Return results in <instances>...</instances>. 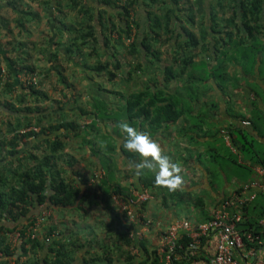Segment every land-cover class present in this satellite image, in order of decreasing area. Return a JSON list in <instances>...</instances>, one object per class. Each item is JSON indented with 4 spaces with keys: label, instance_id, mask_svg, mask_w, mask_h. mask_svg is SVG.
Listing matches in <instances>:
<instances>
[{
    "label": "crops",
    "instance_id": "1",
    "mask_svg": "<svg viewBox=\"0 0 264 264\" xmlns=\"http://www.w3.org/2000/svg\"><path fill=\"white\" fill-rule=\"evenodd\" d=\"M124 1L125 0H115L111 4H105L102 0H79V2L76 1L77 7L75 6L73 10H84L88 8L90 9L91 13L94 12V15H96L100 10H106L105 12L107 14L108 12L115 13L117 9H120V5L125 3ZM9 2V0L6 2V6L10 8L11 12L14 13L12 18H14V21L16 20V24L17 21L19 24L21 23L20 21L24 19L26 22V26H28V23H31L33 19L32 17L34 15H36L37 17V15L41 11V18H44L42 24L43 32L39 34L40 36L37 34L34 35V33L32 32V28L31 30H29L30 26H28L26 30V35L28 37L27 41H24L23 38L19 36V32V35L15 37L16 40H14V38L12 40L11 38L6 37V33V36H4V38H0V68L2 69V71H5L8 76L11 77V80H13L15 86L13 88V91L15 92L16 89H18L19 91H23L16 79V76L19 73L22 64H29L33 66L34 69L39 72L40 77L46 78L47 80L51 76H54L58 81H63L61 80V78H64L65 69H70L71 72H69L71 73V75L69 77H74L76 73L77 77L81 78V87L79 89L84 90V93L82 94L83 101L90 102V104L94 106L93 110L95 109L96 105H103V108L107 107V109H105L104 111L102 110V108L101 112L99 110L90 112V116L87 119L86 123L89 124V127H91L90 129L93 128V130L95 131L94 135H96L97 131H99L100 134L97 136L103 138V141L106 144L109 142L110 144L114 145V149L116 150V152L121 154L119 148L121 144L119 137L121 136L118 132H116L118 120L113 114V111H111V109L109 108L113 106L118 108V106H122L123 104H125L124 97H122V99L124 100L122 103L116 104V102H114L113 93H119V91L115 92L113 91V89H108L105 86L99 87L95 84L96 79L104 77L105 73L101 72L96 74L93 64H88L87 61L81 57V55H79L80 58H78V54L74 55L72 51L69 50L71 48L69 43H67L65 40L62 41L65 36L63 30L73 32L75 28V30L78 31L80 29L78 25L79 22L73 21L75 24L74 26L65 24V22L63 21L64 13L61 12V15L58 16L59 13L58 15H56V11L54 10L64 9V6H67V8L70 7V3L72 4V0L70 3L69 0H29V3L28 0H26V2L24 1L25 6L21 7L24 9H17L15 1L13 4H9ZM59 5H62V7L60 8ZM213 7L219 9V6L216 4V0H184L180 3H175L173 2V0H135L133 5V9H135V15L139 19L138 23L140 25L139 30H142L141 33L143 34L145 32L149 35V37H155L152 40L154 46L158 47L161 53L166 52L171 56L176 53V47H180L181 49L182 47L187 46L186 36L181 32V29L182 26L188 28L189 23H191L187 18L188 15L191 14L194 16V14L192 13V9H196V14L198 16H200L198 9H202L200 10V12L203 13L202 15L204 16H202V18H206L205 20L208 21L210 12ZM225 8H227V6ZM30 9H34V14H32ZM152 9H164L163 13L168 9H182L180 12H177V14H180L181 20L172 17L173 21L171 27L173 28V31L169 33V38H167L166 34H164V29L155 28L153 32L150 31V25L152 23L151 17H153V15L150 14L148 16V11ZM185 9H187V11H185ZM46 10H51L48 16ZM215 10L218 11L217 9ZM153 12L155 14H158L155 11ZM162 14L158 15L161 16ZM224 18L225 17H223L221 21L222 25L220 23L221 29L226 28L224 27L226 25ZM37 20L34 22V24H37ZM57 22L63 24L64 26L58 25ZM7 23V17L4 16L2 12H0V28L2 30V33L0 32L1 36L3 35V31L8 27ZM208 23L209 22L206 21L204 22V28L206 26L207 28H209ZM95 24H97L96 34L97 38H99L100 45L106 46L104 43L103 30V28L105 27H102V25L98 24L97 21H95ZM21 27H18L19 31ZM25 28L26 27H24V29ZM7 29L9 30V32L11 31V28ZM133 31L135 32V30ZM155 32H162V36H155ZM56 33L58 34L56 35ZM218 36L220 37L219 34ZM36 37L40 39L36 40ZM209 37V40H211L212 36ZM50 38H53V40L50 41ZM261 40L264 42L263 39ZM62 42H64V49H61L62 51L61 54L59 53V55L63 57L62 60H65L64 62H67V64L70 63V67L67 66V68H65L63 61L61 62L59 60L57 56L58 53H54L60 51V43ZM92 42L93 40L92 38H90L89 43ZM217 42L221 43L222 41L218 40ZM220 43L217 44V49L218 46L221 45ZM73 45L75 44L73 43ZM85 45L87 47H90V44H88L89 46L87 44ZM221 46V49H218V57L215 59L213 58V64L208 63L207 67L209 71H211L210 67L213 68L215 64H218L219 69L221 68V66L223 67L222 72L218 73V78L222 80L223 78H225V80L228 79L229 81H233L236 84L235 87H229L228 92L224 90L226 88L224 87V80L223 83H220L216 81V78L211 76V78H208L207 80H205V82H213L214 87L207 88L206 91H204L203 89V92L200 94L199 98L194 99L191 95L190 97L189 94L191 92L192 84L189 83L188 74L190 73L197 76L200 75L201 72V69L194 70L192 67L188 68V74L186 72V74H184L180 78L179 81H181V84L178 83L179 81L172 79L167 86H165L164 84L159 85L166 89L168 92L175 93L179 89V87L181 88L183 86V83L186 84V86L183 87L186 93L184 103L185 106H187L185 114L182 115L179 120L175 122H169L167 126L158 130L157 132H154L151 135L159 144L162 154L167 155L169 159L172 162L176 163L178 166L180 164L185 165L186 173H181L180 176L182 177V182L173 190H168L167 187L157 184H152L149 186H144L142 182H139L138 184V182L135 180L137 174L135 175L134 173H132L133 187H128L130 192H132L133 189H146L149 190L153 195V198L150 201L133 208L135 210H140L144 216L150 217L153 220V223L150 228L144 233L146 237L144 239L147 249L144 252V256L143 252H141L139 248L132 246L131 250L133 251L131 253H126L124 256V258L126 259L125 262L127 264H131L129 262V258H127L128 254L134 256V260H136L137 263L147 260V262H144L142 264H158V258L156 256H153L154 252L152 251L159 246L164 229L171 223H174L178 220H188L193 224V226H196L198 223L209 219L213 215L214 210L221 207L223 201L227 198H231L234 194L247 195L251 192H254L255 198L252 201L257 198L259 200L261 199L259 198L260 196H264V176L261 173L262 169L264 170V166L255 164L251 160L246 161V159H244L243 157V154L238 151L237 147L234 144H229L227 142L225 138L226 130L224 129L226 128V125L229 124V122H236L239 117L243 119L242 121L248 120L250 123H244V125L246 127H250L252 124L250 117L255 110L254 107H251L252 101L255 102V104H257L256 107H259L264 113V55L261 54V52H258L256 55V63L252 66L251 64H249L250 62L248 61V58H244L236 51V49L232 53L234 55L233 58L223 54V48L226 49V47L224 46V44ZM162 47L164 48V50L160 49ZM22 51L25 52L27 56L23 55ZM179 51L180 50H178L177 52ZM66 53L70 55L67 56ZM105 54H107V52ZM144 55L145 56L141 55L142 60L146 61L147 59V62H150V58L145 53ZM240 57H242V60L239 59ZM153 61L155 62L149 64L150 72L147 73L145 77L149 78L151 75H153V77H157L159 81H163V68L169 63H163L164 65H162L160 63L161 59L160 61ZM198 62L200 61H197V63ZM60 63H62V65ZM154 68H159V70L161 69L162 72L158 71L156 73L154 71ZM236 78H241V81H243V83L241 84L240 82H237L235 80ZM171 83L174 84L171 85ZM42 84H46V82L44 81ZM142 85V83L139 84L137 88H142ZM125 87V91H129V89L131 88L127 85H125ZM238 87L240 89H243V87H246L248 89V91L245 92V95L247 94L249 96V99L248 96L245 95L241 98L236 97V95L240 94L239 92H237ZM68 88L69 86L66 84L64 90H67ZM40 90L44 92L46 90L45 86H41ZM125 91L120 90L121 93H124ZM14 92H12L13 95ZM232 93H234V95L236 94L233 99H236V101L239 100L238 102H234L230 99L232 97L229 95ZM105 102H108V105H106ZM114 103L117 106L114 105ZM213 107L216 109V111H214L216 113L214 114L210 112ZM1 112L3 113V115L0 114V141H2L0 143H2L4 149L2 148V154L0 155V173L6 171V168L8 167L7 164L2 161L4 153H6L5 149L9 147L7 140L12 136L10 132L7 131V122L9 121L13 125L18 124L16 115L9 114V117H6L5 114H8L6 112V108H1ZM42 114H44L43 111ZM80 115H83L80 118L86 119L85 114L80 113ZM61 122L63 121L54 122L52 124L59 125ZM213 122L215 123V126L210 125V123ZM201 127H203V129ZM147 129L148 128H146V131ZM71 130L73 129L71 128ZM69 131L70 128L65 129L60 127L59 129L55 130H51L50 128L46 129V134L38 133L20 139L21 144H19L18 148L21 149V154L25 156L23 164L25 165L26 163L30 166L37 164V159L32 158L31 154H37L39 157H45L47 154H51V156H54L52 155L51 149H47L48 141L46 140V138L56 137L60 140L59 137L64 138V136L68 134L67 132ZM73 131L75 132L76 130ZM85 132H88L89 134L91 133V131L88 130H85ZM252 134L253 137L257 139V141H259L261 145L263 144L262 146L264 147V125L261 132L252 130ZM67 137L68 135H66V138ZM183 138H185V140ZM60 141L62 142V139ZM87 141L90 142L92 140L87 139ZM63 145L64 142H62V146ZM62 146L57 152H60ZM106 149L108 150V144ZM209 153L211 156L209 155ZM212 153H215L216 156H219L221 159H223L222 162H219L220 164L215 162V167L210 166V164L205 161L206 158H212ZM57 156L58 155H56V157ZM122 156L125 159L126 163L128 165H131V163H129L124 157V155ZM8 161L13 160L10 159ZM5 165L7 167H5ZM55 166H57V164ZM180 168L182 169V167ZM55 170H57V168H55ZM72 170L73 169L71 168H67L65 170L66 172L72 173L70 179L67 180L72 181L76 178L74 180L75 185L79 186V184L81 183L79 178L83 177L84 182H86L85 185L87 184L85 189L86 192H88V195L89 192H91V189L96 190L98 193L103 192L104 194H109L108 187V190H106L102 185L97 186V184H92L93 182L91 179H94L95 174L99 170L103 172V175L105 174L106 170L102 169V167L97 165V168H95L93 172L87 177L81 174V171L79 172V170L76 173H74V171ZM77 174L78 176H76ZM60 175L64 177L61 174V171ZM255 182L257 184H253ZM137 184L138 187L135 186ZM109 188H113V183L109 185ZM102 194H100V196ZM129 195H131V193ZM80 203H82L80 202V200H75V202L70 205L77 206ZM46 205V203H42L36 206V208H32L30 214L31 218L37 217L44 209V207H46ZM70 205L62 206L60 208L67 209L65 207H71ZM229 210L233 211L234 208H229ZM114 211H116L119 215L122 224L124 223L127 227H129V225H132L133 228L130 233L131 238L134 239L135 236H138L136 233L137 231L141 230V225L131 223L127 216L122 211H120L115 202L113 203V208H106V212L110 215L109 223L112 225V227L115 228L112 224V220L117 219ZM253 212L255 214L257 211ZM28 221L25 220L22 222L27 223ZM57 224L58 223L55 224L50 222L45 224L43 227L44 230H42V232L46 230V227L53 225L55 229L59 231L58 238H60V235L62 236L61 232L63 233V231L60 230V225ZM114 231L118 236L116 229ZM42 232L41 236H43ZM216 246L217 236L214 233L207 235L204 239L202 247H200L202 248L204 256L206 254L208 260H210L214 255ZM255 246V250L251 254H249L246 249H240L239 251H236L237 257L243 264H264V242L261 244H255ZM100 250L101 249H99V245H93V243H90V245H87V247H85L84 249H75L73 255L74 260L71 264H97L100 259L98 258L97 254ZM108 257L110 256L108 255ZM111 259H107V261H111ZM103 260L105 259H100V261ZM193 264H208V261H193Z\"/></svg>",
    "mask_w": 264,
    "mask_h": 264
},
{
    "label": "trees",
    "instance_id": "2",
    "mask_svg": "<svg viewBox=\"0 0 264 264\" xmlns=\"http://www.w3.org/2000/svg\"><path fill=\"white\" fill-rule=\"evenodd\" d=\"M102 1L105 4H111L115 0ZM134 1L135 0H125V3L120 5V9H117L115 13L108 12L107 14L105 12L106 10H100L94 15V12L91 13L90 9H84L87 20L81 22L84 30L82 29L80 36L82 37V43L87 45L90 44V54L95 52L98 54L99 51L97 52V50L99 48L103 49L100 45L99 38H97V24H95V21L102 25V27H105L103 28L105 45L109 44V46L114 47L112 51L114 53H108L110 61L103 62L101 58L97 60V64L94 65V71L96 73L104 72L108 79L114 81L113 83L115 84L124 83L130 86L131 81L132 83H138V85L141 83L143 84V82L145 83L144 86L142 85V88H130L129 91L122 93L124 95L125 104L118 106L120 113L118 117L116 116L118 120L116 132H118L120 136L122 134L119 127L121 122H127L137 127L139 130L148 132L152 135L154 132L167 126L169 122H175L185 114L187 106H185L184 103L186 93L183 87H185L186 84L183 83V86L181 88L179 87L175 93L168 92L162 86H159L160 84L167 86L172 79L179 81V79L186 74L189 67H192L194 70L201 69L200 75L197 76L190 73L188 74L187 72L189 83H194L197 88L196 96H192L196 99L199 98L200 94L203 92L202 87L206 84L205 80L211 78V76L214 78L218 77V73L215 72L218 64H215L213 69L209 71L207 67L209 63L206 60L207 57L201 59L200 62L197 63L191 55L182 57L180 51H175L176 53L171 56V63L164 66L163 81H159L157 77H153V75L149 78L145 77L146 74L150 72L149 64L154 63L155 61L153 60L160 61L159 54H161V51L158 47L154 46L152 40L155 37H149L145 32L143 34L141 33L142 30H139L140 25L138 23V17L135 15L130 19ZM181 1L184 0H173L175 3H180ZM72 2L74 3V7L77 2L76 0H72ZM11 3L10 1L9 4ZM216 4L219 6V10L227 6L230 10V15L224 18L226 23L224 26L226 27L225 29H221L220 27L222 19L218 16V11L215 10L218 8L213 7L212 10L210 9L211 12L208 21L205 20L206 18H203L204 22H209V28L206 26L203 29V35L208 34V36H212L208 43L202 44L203 52L207 51L211 54L213 53V58L215 59L218 57V49L216 47L217 44L220 43L217 41L221 40L222 42L220 44H224L227 49V39H230V48H236V51L244 58H248L249 64L253 66V64L256 63L257 53L261 52V54L264 55V42L258 37V34L264 31V0H216ZM181 10L168 9L161 16L155 14L152 10L148 11V16L150 14L153 15V17H151L152 23L150 25V31L153 32L155 28L164 29V34L169 38V33L173 31L171 27L173 21L172 17L181 20L180 14H177V12ZM200 10L202 9H198L199 14L203 16ZM187 19L189 22L193 23L194 17L188 16ZM133 24L136 26L135 32L133 31ZM181 32L186 36V43L188 45L195 46L199 43V38L193 30L182 26ZM155 34V36H162V32H155ZM125 36H128L127 38L133 37V40L129 42L130 45L127 46H129V53L137 59L135 64L128 63L123 56H120L118 53L115 54V52L118 51L117 45H122L124 43ZM90 38L93 40L92 43H89ZM201 38L203 39V37ZM144 53L150 58V62H145L141 59V55L145 56ZM229 56L231 58L234 57L232 53H230ZM107 63H109V65H107ZM177 64L180 65L179 69ZM109 66L111 68H108ZM21 69L37 71L29 64L22 65L20 70ZM203 70H206L207 73L204 74L202 72ZM134 73H137L138 79L134 77ZM17 76L16 79L23 91H21L19 95L14 96L12 93L15 87L14 82L11 80L10 76L4 77L2 69L0 68V114L3 115L1 108H6V112L8 113L5 114L6 117H9V114H13L16 115L18 119L17 125H13L9 121L7 122V131L10 132L12 136L7 140L9 147L5 149L6 153H4L2 161L8 166L5 165L9 175L4 174L5 172L0 174V264H9L11 257L15 258L16 263H19L21 258L25 257L20 264H71L74 260L72 252L78 248L84 249L87 245H90V241H75L71 249H67L58 237H54L51 241H46L45 238L51 235L52 231L55 229L53 225L45 228L46 230L43 236L38 235L34 238L23 237L17 247L12 248L9 242V233L18 225H23L25 222L22 221L29 219L25 224L31 225L33 223L35 218H31L30 215L32 208L46 203V207L53 211L56 208L70 205L74 203L75 200L85 201L89 196L85 189L87 184L85 185L86 182H84L83 177L81 176L82 178H79L81 182L79 186L75 185V177L72 181L62 177L60 171L58 169L55 170L56 162L51 154H47L45 157L31 154L32 158L37 159V164L31 166L23 164L25 156L21 154L22 151L18 148L19 144H21L20 139L38 133L46 134V129L50 128L51 130L59 129L60 127L75 129L77 125L73 121H63L59 125L52 123L45 125L43 124L45 117L40 110V105L36 104L35 107H33V112L36 115L32 118V109L29 110V108L16 107L13 101H10L7 97H3L2 94H9L16 101L20 102L23 101V95L26 93H30L36 99H39L41 95H45V93L39 89V86L23 85ZM61 80L66 82L64 78H61ZM117 80H120V82ZM40 82L41 79H38V84ZM234 85L236 86L235 83ZM256 106L257 104L252 101L251 107L255 108L253 111L255 114L252 113L250 117L252 123L250 127H246L242 121L243 119L239 117L236 122L231 121L226 125V131L230 135L231 143L243 154L246 161L251 160L255 164L264 166L263 144L261 145L252 134V130L261 132L264 125V113ZM102 108L103 105L95 106L96 111ZM21 115L25 116V120H21ZM121 118L123 120L120 121ZM31 125L40 126V130L38 132L32 130L23 133L20 132L22 128ZM146 128H148L147 131ZM46 140L50 145L52 155L62 146V142L56 137H48ZM107 144L108 151L111 152L115 146L109 142ZM2 148L3 145L0 143V155L2 154ZM119 148L121 154L124 155L129 163L132 164V162L137 160V156L134 153L122 149L121 146H119ZM108 158L110 157H102L99 164L102 169L106 170L105 174L102 177H96L95 180L92 181V184H97V186L102 185L106 190L109 189V185L114 177ZM10 159L13 161H8ZM76 176H78V174ZM135 180L138 184L142 182L144 186L155 184L153 182V174L148 170H145L143 174L136 175ZM138 184L135 186L138 187ZM113 192L120 193L127 197L131 193L128 187L120 183L113 185L112 193ZM259 198L261 199L258 200L257 198L252 202L250 201L241 208L243 216L237 226L243 233L252 232L254 235L262 233L260 219L264 214V196H260ZM253 211L257 212L254 214ZM114 213L117 219H113L112 224L115 227L114 230L116 229L117 231L118 239L124 241L125 244L130 245V243H132V246L139 248L144 256V252L147 250L144 237L139 238L135 236L134 239H132L130 235L133 228L132 225L127 227L124 223L122 224L117 212L114 211ZM123 213L127 216L126 211ZM243 238L247 242L246 237ZM204 239L205 238L202 240V244ZM191 241V238L187 234L182 233L178 241L177 249L180 255L179 258L174 260V264H192L193 261L199 260L209 261L206 254L204 256L202 252V244L200 245L201 247H199L200 249L198 248L194 251L193 255L190 254L191 248H189V246ZM152 252H154L153 256L157 257L156 249H153ZM105 253L107 259H110V257H108V252L105 251ZM127 258H129L131 264H142L147 262V260H145L137 263L136 260H134L135 257L129 254Z\"/></svg>",
    "mask_w": 264,
    "mask_h": 264
},
{
    "label": "rangeland",
    "instance_id": "3",
    "mask_svg": "<svg viewBox=\"0 0 264 264\" xmlns=\"http://www.w3.org/2000/svg\"><path fill=\"white\" fill-rule=\"evenodd\" d=\"M7 1L8 0H0V12H2V14L7 17V20H8V23H7L8 27L7 28H11V31L9 32V30L6 28L3 31V35L2 36L0 35V38H4V36H6V34H7L6 37L11 38L12 40L14 38V40H16L15 37L17 35H19L18 34V32H19L20 33L19 36H21L24 41H27L28 37L26 35V30H27L28 26H30L29 30H31V28H32V32L34 33V35H36V34L39 35V34H41V32H43L42 31L43 30L42 24H43L44 18H41L42 11L37 15V17H36V15H34L32 17L33 19L31 21V23H28V26H26V22L23 18H22L23 20L20 21L21 23L18 24V21H17V24H16V20L14 21V18H12L14 13L11 12L10 8H8L6 6ZM9 1H11L12 3H14V1H15L17 9H20L21 7L25 6L24 1L26 2V0H9ZM63 1H66V0H63ZM76 1L79 2V0H76ZM70 2H71V0H69V3ZM28 3H29V0H28ZM73 4H74L73 2H72V4L70 3L71 6L68 8H67V6H64V9H59V10L55 9L54 10V11H56V13H55L56 15H58V13H59L58 16L61 15V12L64 13L63 21L65 22V24H70V25L74 26L75 24L73 21L79 22L78 25H79L80 29L78 31L75 30V28H74L73 32L72 31L70 32L68 30H65V31L63 30L65 36H64L62 41L65 40L67 43H69V45L71 47L69 50H71L74 55L78 54V56H77L78 58H80L79 55H81V57L83 59H85L88 64L96 65L97 60L99 58H101L103 60V62L110 61V57L108 56V53H111L114 50V47H111V46H109V44H106V46H102L103 49L99 48L97 50V52L99 51L98 54L96 52L93 54H90L89 50L91 49V47H87L84 43H82V37L80 36V34H81L83 28L81 27L80 24H82L81 22H85L87 20V15L85 14V11L82 9H75V11H74L73 8L77 4L74 7H73ZM59 7L61 8L62 5H59ZM21 9H24V8H21ZM30 10H31L32 14H34L33 13L34 9H30ZM152 10L158 14H162L164 11V9H152ZM217 10H218V16L221 19L223 17L230 15V10L228 8H224V9H220V10L217 9ZM22 11H24V10H22ZM50 11L51 10H49V11L46 10L47 16L49 15ZM185 11H187V9H185ZM192 13L194 14V16L192 14L188 15V16L194 17V20H193V23H189L188 28L195 32L196 36L199 38V40H198L199 43H197V45H195V46L187 44L186 47L184 46L181 49H180V47H176L175 50H177V51L180 50V54L183 57H187V56L191 55L193 57L194 61H196V62L200 61V59L207 57L206 60L209 61V63H212L214 61V60L212 61V59L214 57L213 53L211 54L210 52H207V51L203 52L204 50H202V48H203L202 44L208 43L210 41L209 40L210 37L208 36V34L203 35L204 20H203L201 14H199L200 16H198L196 14V9H192ZM132 16L133 17L135 16V9L131 10V18L130 19H132ZM36 20H37V24L36 23L34 24V22ZM24 23H25V26H24ZM57 24L60 26L63 25L59 22H57ZM17 25H19V26H17ZM221 25H222V23H221ZM18 27H21L20 31H19ZM24 27H26V28L24 29ZM133 29L136 30V26L134 24H133ZM0 32L2 33L1 28H0ZM57 34L58 33H56V35ZM127 37L128 36L124 37V43L122 45H117L118 51H116L115 54L118 53V54H120V56H123V58L125 60H127L128 63L135 64L137 59L134 58L129 53V46H127V45H130V43L126 42ZM201 37H203V39ZM258 37L264 40V31L260 32L258 34ZM38 39H40V38L36 37V40H38ZM225 39H226V37H225ZM49 40L51 41V40H53V38H50ZM227 41H228L227 49L223 48V50H224L223 54H226L227 56H229V54L233 53L236 48L235 49H234V47L230 48L231 40L227 39ZM73 43L75 45H73ZM221 47L222 46L219 45L218 49L220 50ZM61 49H64V42L60 43V49H59L60 51L54 52V53H58L57 56L61 62L63 61L65 68H67V66L70 67V65H69L70 63L67 64V62H64L65 60H62L63 57L61 55H59V53L61 54V51H62ZM160 49L164 50L163 47ZM106 52H107V54H105ZM112 53H114V52H112ZM22 54L27 56L26 53L23 51H22ZM66 55L69 56L70 54L66 53ZM160 59H161L160 63H164V64H167V63L170 64L171 63V55H168L166 52H163L160 54ZM239 59L242 60V57H240ZM145 62H147V59ZM60 64L62 65V63H60ZM164 64H162V65H164ZM22 65H25V64H22ZM107 65H109V63H107ZM177 67L179 69V64H177ZM108 68H111V67L109 66ZM222 68H223L222 66L220 69L218 67H216L215 72L216 73L222 72ZM212 69L213 68L211 67V70ZM69 71H70V69L69 70L65 69L64 79H66V82L58 81L54 76H51L47 80L46 78L40 77V74L37 71L39 74V79H41V82L38 84L39 89L41 88V86H43V87L45 86V89H46L44 91L45 95H41L39 99H36L33 95H30L28 93L23 95V101H20V102L16 101L9 94L3 95V97H7V99H9L10 101H13L14 104H16V107L29 108V110L32 109V113H31L32 118H34V116H35V114L33 112V107H35L36 104L40 105V110L44 112V117H45L44 118L45 119L44 124L45 125L50 124V123H54V122H58V121H68V120L76 123V125H77L76 128L75 129L72 128L73 130H76L75 131L76 134L73 130L70 129V131L67 132L68 134H66V135H68L67 138H66V135L64 136V138L59 137L60 140L62 139V142H64V145L60 149V152H56L55 154H53L54 155L53 158L57 164V166H55V167L59 171H61V174L64 177H67L66 179H70L71 174H72V173L65 171L67 168L73 169L72 171H74V173H76L79 170V172L81 171V174H83L85 177H87L93 172V170L95 168H97V165L100 166L99 164H100L101 158L102 157L105 158V156H108V157H110V158H108V160H109V163L111 164V167H112L111 169H112V172L114 175L110 185L112 183H113V185H116V183H120L121 185H124L125 187L132 188L133 187L132 173H134V171H133L131 165L130 164L128 165L126 163L125 159L123 158V156L120 153L116 152V150L114 148H113V150H111V152H109L106 149L107 144L103 141V138H100V136L99 137L97 136L100 134V132L97 131V134L94 135L95 131L93 130V128L90 129L91 127H89V124L86 123L87 119L90 116L89 115L90 112H93L96 110L95 109L93 110L94 106L91 105L90 102H85L82 99V97H83L82 94L84 93V90L79 89L81 87V78H78L76 73H75L74 77H69L71 75V73H70L71 71L70 72ZM154 71L156 73L158 71L162 72V70L161 69L159 70V68H154ZM202 72L204 74L207 73L206 70H203ZM7 77H8V75H7ZM134 77H137V79H138L137 73H134ZM184 78H186V77H184ZM223 80L225 83L224 87H226L224 89L225 91L228 92L229 87L235 86L233 81H229L228 79L225 80V78H223ZM223 80L216 77L217 82L223 83ZM235 80L237 82H240L241 84L243 83V81H241V78H236ZM44 81L46 82V84H42ZM84 81H86V80H84ZM117 81L120 82V80H117ZM140 81H142V80H140ZM113 82L114 81L109 80L107 75H105L102 78L101 77L97 78L95 84L99 87L105 86L108 89H113V91H115V92L120 91V90L125 91L126 87H125L124 83L115 84ZM174 83H171V85H173ZM178 83L181 84V81H179ZM66 84L69 86V88L67 90H64ZM213 84H214L213 82L209 81L202 88L204 89V91H206L207 88L214 87ZM144 85H145V83L143 82V86ZM129 87H131L132 89H138L137 88L138 83H134V82L132 83V81H131ZM247 91H248V89L246 87H243V89H240L238 87L237 92H239L240 94L239 95L235 94V95L237 98H239V97L241 98V97H244L245 92H247ZM20 92L21 91L16 89V91L14 92V95H19ZM196 93H197V88L193 83L191 86L190 95L195 97ZM121 94H120V92L115 93V94L113 93L114 102H116V104L122 103L124 101L122 99V97H124V95L123 94L121 95ZM235 95H234V93L230 94L229 96L232 97L230 99L234 102H238L239 100L236 101V99H233V97H235ZM245 96H248V95L246 94ZM248 99H249V96H248ZM4 100H6V99H4ZM245 101H248V100H245ZM107 103L108 102H105L106 105H108ZM116 104L114 103V105H116ZM105 109H107V107H104L102 110L104 111ZM109 109H111V111H113V114L115 115V117L116 116L118 117V115L120 113L119 108L113 106V107H110ZM116 109H118V110H116ZM214 111H216V109L213 107L210 110V112L214 114V113H216ZM80 113L85 114L86 119L80 118L81 116H83V115H80ZM242 113H244V112H242ZM253 114H255V112H253ZM20 118H21V120H25L24 115L23 116L21 115ZM121 120H123V119L121 118L120 121ZM210 125L215 126V123L214 122L210 123ZM201 128L203 129V127H201ZM224 129L226 130V128H224ZM85 130L91 131V133L90 134L88 132L86 133ZM87 139L92 140V141L89 142V141H87ZM183 139L185 140V138H183ZM88 147H90V148H88ZM49 148H50V145L48 144L47 149L49 150ZM56 155H58V156L56 157ZM209 155H210V153H209ZM205 161L208 162L210 164V166L213 167L215 162L220 164L219 162H222L223 159H221L219 156H216L215 153H212V158H206ZM25 162H26V160H25ZM85 166L88 167L89 169L86 168ZM179 166L182 167V169L179 167V169H180L179 174L181 175V173H183V172L186 173L185 165L180 164ZM4 172H5L4 174H8L7 171H4ZM112 190H113V188H111V189L109 188V194H107V193L104 194L103 192L98 193L96 190L91 189V192H89V196L85 201H80L82 203H80L77 206L70 205L71 207H65L67 209L56 208L55 210L51 211V214L46 218L44 223L47 224L50 222V223H55V224L58 223L57 225H60V230L63 231V233H62V236L60 235L59 239L61 242L63 241V243L67 249H71L73 247V243L75 241H79V242L90 241V243H93V245H99V249H101V250L99 251L97 256H98V258H100V259L104 258L105 260L100 261V259H99L97 264H127L125 262L126 259L124 258V256L126 253H131L133 251V250H131L132 243H130V245L125 244L124 241H120L118 239V236L116 235V232L114 231V228L109 223V216L110 215L106 212V208H113L114 201L111 197ZM100 194H102V195L100 196ZM26 220H29V219H26ZM42 234L44 235V231L42 232ZM142 235L144 238H146L144 233H142ZM105 251H107L108 255L112 258V259L110 258L111 261H107L106 256H105L106 255ZM72 254L74 255V251L72 252ZM24 259H25V257H22L21 261ZM20 262L16 263L15 258L11 257L9 264H20Z\"/></svg>",
    "mask_w": 264,
    "mask_h": 264
},
{
    "label": "built area",
    "instance_id": "4",
    "mask_svg": "<svg viewBox=\"0 0 264 264\" xmlns=\"http://www.w3.org/2000/svg\"><path fill=\"white\" fill-rule=\"evenodd\" d=\"M128 41H131V39H128ZM2 73L4 77L7 76L5 71H2ZM17 77L23 85L38 86L39 74L37 71L21 69L19 70ZM243 123L249 124L250 122L245 120ZM28 130L38 132L40 130V126L31 125L24 127L20 130V132L23 133ZM225 138L230 144V135L227 131L225 133ZM261 173L264 176L263 169ZM102 176L103 172L99 170L95 174L94 179L91 180L94 181L96 177ZM253 184L257 183L255 182ZM111 197L122 212L126 211L127 218L131 223L141 225V230L137 231L136 234L139 238H143L142 233H145V231L150 228L153 220L150 217H145L140 210H135L133 207L150 201L153 198L152 193L146 189H134L128 197L116 192H113ZM254 198V192L247 195L234 194L231 198L225 199L221 207L215 209L213 215L209 219L198 223L196 226H193V224L188 220H178L169 224L163 231L160 245L156 248L158 264H174V260L179 258L180 254L177 252V249L178 241L181 238L182 233L187 234L192 240L189 246V248H191V255H193L194 251L200 247L203 238L207 235L214 233L217 236L216 251L208 261V264H243L237 257L236 251L246 249V251L251 254L255 250V244H261L264 242V214L260 219L262 233L259 235H254L252 232L243 233L237 226L243 216L241 208ZM229 208H234V210L231 211ZM50 214L51 210L44 207L41 213L35 217L31 225H18L15 229H13L9 233V242L11 247H16L23 237L34 238L41 235L45 225L44 222ZM58 236L59 231L54 229L51 235L47 236L45 239L46 241H51L54 237ZM243 237H246L247 242Z\"/></svg>",
    "mask_w": 264,
    "mask_h": 264
},
{
    "label": "clouds",
    "instance_id": "5",
    "mask_svg": "<svg viewBox=\"0 0 264 264\" xmlns=\"http://www.w3.org/2000/svg\"><path fill=\"white\" fill-rule=\"evenodd\" d=\"M133 40V37L127 38ZM122 135L119 138L121 148L134 153L137 160L132 162L131 167L135 174H143L145 170L152 172L157 185L165 186L173 190L182 182L179 166L172 162L167 155L162 154L157 141L145 131L137 127L121 122L119 125Z\"/></svg>",
    "mask_w": 264,
    "mask_h": 264
}]
</instances>
